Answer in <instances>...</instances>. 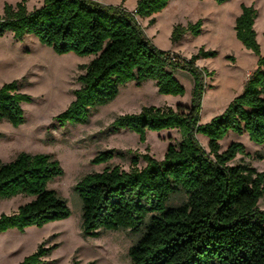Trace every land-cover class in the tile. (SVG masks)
Masks as SVG:
<instances>
[{
    "label": "trees",
    "instance_id": "1",
    "mask_svg": "<svg viewBox=\"0 0 264 264\" xmlns=\"http://www.w3.org/2000/svg\"><path fill=\"white\" fill-rule=\"evenodd\" d=\"M169 1L137 0L134 11H129L122 4L94 0H42L29 11L26 0H20L15 6L4 5L0 34L10 31L16 40L31 34L57 54L93 56L81 66L84 72L77 77L80 86L73 90V100L56 116L61 126L86 123L92 108L114 99L128 82L140 85L153 80L158 93L180 96L185 88L174 73L184 71L193 78L189 106H143L112 121L113 129L133 132L140 142L149 131L170 129L178 132L180 141L169 143L161 160L140 154L131 158L128 170L106 167L81 177L74 191L82 204L83 237H98L103 230L140 232L128 250L131 264H264V208L258 207L264 196V171L243 161L231 163L244 153L240 142L220 150V141L229 132L245 133L253 143L264 144V55L254 29L257 11L253 5L241 4L234 22L236 39L257 57L256 68L223 112L201 123L204 80L211 72L195 61L216 52L200 47L190 58H181L158 49L137 19L160 12ZM153 22L151 18L148 23ZM201 25V19L174 25L171 42L187 32L198 35ZM30 101L16 80L2 84L0 120L21 125V103ZM197 135L207 138V149ZM113 157L112 151H101L91 163H107ZM140 159L145 162L142 168ZM62 174L59 162L45 153L20 152L13 160L0 162V199L33 197L16 211L0 215V234L68 218L66 200L47 188ZM179 194L184 199L170 206ZM56 247L41 243L17 264H42Z\"/></svg>",
    "mask_w": 264,
    "mask_h": 264
},
{
    "label": "rangeland",
    "instance_id": "2",
    "mask_svg": "<svg viewBox=\"0 0 264 264\" xmlns=\"http://www.w3.org/2000/svg\"><path fill=\"white\" fill-rule=\"evenodd\" d=\"M20 0H0V15L5 4L15 6ZM114 5L123 0H107ZM137 0H124L132 9ZM42 0H26L27 10L39 7ZM241 4L253 5L257 11L254 22L256 39L264 55V0H229L217 4L213 0H170L165 8L149 18L138 17V22L151 43L158 49L190 58L200 47L216 52L214 57L195 61L199 68L211 72L205 77V90L201 101L200 122L206 123L223 112L228 103L241 93L248 74L256 68L257 57L235 37L234 22L241 12ZM153 18L154 22L149 24ZM201 19V32L194 36L185 33L172 43L174 25L185 26ZM93 56H78L72 52L57 54L42 45L35 36L28 34L16 40L10 31L0 34V86L16 80L19 90L31 97L21 103L24 122L14 127L6 119L0 120V162L13 160L20 152L50 154L63 170L61 176L50 180L48 189L64 198L70 209L66 219L49 222L42 227L31 226L23 232L16 229L0 234V264H17L44 243L48 247L57 244L42 264H131L129 247L138 240L139 233L129 230H103L98 237L81 234V200L74 191L76 182L87 173L102 171L106 167H131V158L148 153L161 160L169 143L180 141L174 129L161 132L149 131L146 140L126 129L115 130L112 121L119 115L137 113L143 106H189L193 78L189 73L176 71L174 76L184 86L183 95H164L157 91L153 80L140 85L128 82L107 104L92 108L86 123L59 125L56 116L73 100V90L80 86L77 77L84 72ZM207 149V138L197 135ZM232 142H240L244 153L231 162H246L258 171H264V144L250 141L245 133L229 132L221 141V151ZM110 150L114 157L103 164H92L99 152ZM140 159L138 167H144ZM33 197L18 195L0 199V215L10 214ZM183 194L175 195L170 206L178 205ZM258 207L264 208V196Z\"/></svg>",
    "mask_w": 264,
    "mask_h": 264
},
{
    "label": "crops",
    "instance_id": "3",
    "mask_svg": "<svg viewBox=\"0 0 264 264\" xmlns=\"http://www.w3.org/2000/svg\"><path fill=\"white\" fill-rule=\"evenodd\" d=\"M101 2L102 3H104V4H110L109 3V1H107V0H101ZM119 4H122L126 9H128L129 11H131V10H133L134 8H135V5H136V3H135V5H134V7L132 8V9H129V8H127L125 5H124V0H123V2H121V3H117V4H114V5H119ZM10 231V230H9ZM4 234H7V233H10V232H3ZM2 234V233H1Z\"/></svg>",
    "mask_w": 264,
    "mask_h": 264
},
{
    "label": "built area",
    "instance_id": "4",
    "mask_svg": "<svg viewBox=\"0 0 264 264\" xmlns=\"http://www.w3.org/2000/svg\"><path fill=\"white\" fill-rule=\"evenodd\" d=\"M94 1H98V2H101V0H94ZM131 11H134V9H133V10H131Z\"/></svg>",
    "mask_w": 264,
    "mask_h": 264
}]
</instances>
